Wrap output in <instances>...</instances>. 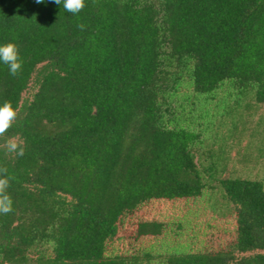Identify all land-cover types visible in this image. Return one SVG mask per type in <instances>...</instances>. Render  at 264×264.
<instances>
[{
    "label": "trees",
    "instance_id": "trees-1",
    "mask_svg": "<svg viewBox=\"0 0 264 264\" xmlns=\"http://www.w3.org/2000/svg\"><path fill=\"white\" fill-rule=\"evenodd\" d=\"M85 3L0 0V45L23 62H0V105L18 109L0 145L25 150L0 148V264H264V183L221 177L211 132L230 99L264 106V0ZM206 196L225 227L197 228L193 250L188 217L162 210Z\"/></svg>",
    "mask_w": 264,
    "mask_h": 264
},
{
    "label": "rangeland",
    "instance_id": "rangeland-1",
    "mask_svg": "<svg viewBox=\"0 0 264 264\" xmlns=\"http://www.w3.org/2000/svg\"><path fill=\"white\" fill-rule=\"evenodd\" d=\"M31 93L32 91L28 90L24 96L30 97ZM227 105L229 110L213 121V130H211V132L218 131V135L224 140L226 155L229 157L226 166L227 172L222 173L221 177L238 175L242 178L250 177L262 180L264 183V106L257 105L251 99L241 101L239 105H236L233 99H230ZM246 105H248L247 109H245ZM240 120L242 123L239 124ZM234 123L236 129H233ZM211 132L207 135L212 136ZM247 145L251 148L255 147L256 151L243 150ZM217 146L218 143L213 148L216 149ZM211 204V200L206 196L186 205L176 204L171 206L172 204H168L162 210V214L168 217V222L184 221L188 217L190 226L184 229L185 232L182 235V240L185 242L189 241L188 237L193 236L194 233L199 234V232H196L197 228L203 234L205 230L209 234V230H212L213 233L217 231L218 233L215 235L217 237L225 227L220 218H223V221L225 218L213 212ZM199 235L193 238V250L200 246L199 240L203 235ZM206 236L209 235L206 234Z\"/></svg>",
    "mask_w": 264,
    "mask_h": 264
},
{
    "label": "clouds",
    "instance_id": "clouds-1",
    "mask_svg": "<svg viewBox=\"0 0 264 264\" xmlns=\"http://www.w3.org/2000/svg\"><path fill=\"white\" fill-rule=\"evenodd\" d=\"M45 0H36V3H44ZM57 5H62L63 9L73 15L79 14L86 6L85 0H52ZM77 27L84 30L85 25L79 24ZM0 62L8 66L9 73L13 77H18L23 68L19 47L14 42L0 45ZM18 116V109L13 107L11 101H5L0 105V137L13 126ZM0 148L6 149L8 154L24 156L25 150L23 141L18 136L9 137ZM13 179L8 174V168L0 165V214H8L13 211V200L8 192L10 181Z\"/></svg>",
    "mask_w": 264,
    "mask_h": 264
}]
</instances>
